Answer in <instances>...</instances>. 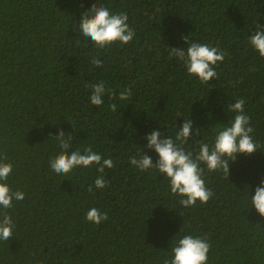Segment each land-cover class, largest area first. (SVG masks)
<instances>
[{
  "label": "trees",
  "instance_id": "1",
  "mask_svg": "<svg viewBox=\"0 0 264 264\" xmlns=\"http://www.w3.org/2000/svg\"><path fill=\"white\" fill-rule=\"evenodd\" d=\"M94 4L127 14L130 43L98 49L82 35ZM257 30L264 0H0V158L12 165L10 188L24 193L6 210L13 238L0 240V264H164L185 235L207 240V264H264V217L250 203L264 180V57L250 43ZM191 42L225 53L209 83L171 54ZM99 82L107 91L95 106L90 86ZM125 89L128 100L110 99ZM237 99L257 151L230 161L228 176L205 168L206 204L184 208L163 174L130 163L145 152L155 164L145 137L174 139L188 119L183 147L195 157L233 120ZM60 131L72 138L69 152L91 147L113 167L56 174L49 161L61 151ZM101 175L107 186L97 189ZM93 207L108 219L88 222Z\"/></svg>",
  "mask_w": 264,
  "mask_h": 264
},
{
  "label": "clouds",
  "instance_id": "2",
  "mask_svg": "<svg viewBox=\"0 0 264 264\" xmlns=\"http://www.w3.org/2000/svg\"><path fill=\"white\" fill-rule=\"evenodd\" d=\"M128 17L125 13H111L106 7L92 5L90 11L83 14L80 20V31L98 49L107 45L120 42L128 44L132 41L135 33L128 26ZM186 42H188L185 39ZM251 46L261 57H264V30H257L250 37ZM171 54L178 60L183 61L187 73L190 77L198 78L201 83H209L216 77L215 66L222 62L225 53L219 51L214 46L206 43L191 42L186 50L172 48ZM91 63L96 67L102 66V61L94 58ZM92 94L89 99L92 105L101 106L104 103L103 96L106 88L103 82L91 85ZM132 95L130 89H125L116 97L115 93L110 96L120 100H128ZM245 101L237 99L235 103L229 105V111L235 113L233 120L223 130L218 131L214 143L210 146L201 143L198 154L193 157V153L186 151L183 145L190 139L193 124L190 119L184 120L176 133L175 138L168 136L162 139L160 131H153L145 137L147 148L154 150L158 154V160L154 164L152 158L145 152L139 159L130 157V163L140 171H147L155 168L163 174L169 181V188L173 195L180 197L179 203L184 208L193 207L197 201L206 204L212 197V191L206 187L202 178L205 168L209 172L222 170L229 175L230 161H235L239 154L251 155L257 151V144L253 141L254 131L250 124V117L244 114ZM110 109L115 111L117 105L112 103ZM58 141L61 151L50 159V168L58 175L67 176L73 169L89 168L97 166V172L103 174L105 168H112V159H104L102 156L86 148L84 153L71 151V137L65 139V133L60 131L54 136ZM0 158V240L9 241L13 238V220L6 210L13 207V200H23L24 193L13 191L7 183L12 173V165L3 162ZM204 165V167H201ZM97 189H103L107 182L103 176H98L94 181ZM89 192L92 187L89 186ZM251 207L264 217V180L260 186L256 187L255 194L250 197ZM85 219L96 225L108 219L107 213L93 207L86 213ZM210 244L206 239L185 235L179 239L171 249L170 258L164 260V264H207Z\"/></svg>",
  "mask_w": 264,
  "mask_h": 264
}]
</instances>
